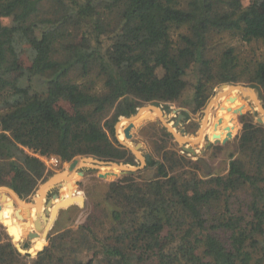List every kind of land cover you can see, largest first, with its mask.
Wrapping results in <instances>:
<instances>
[{
    "label": "trees",
    "instance_id": "trees-1",
    "mask_svg": "<svg viewBox=\"0 0 264 264\" xmlns=\"http://www.w3.org/2000/svg\"><path fill=\"white\" fill-rule=\"evenodd\" d=\"M223 36L264 47V0H0V186L12 192L0 195L19 205L32 197L52 174L40 157L134 164L114 125L143 105L167 109L190 90L196 114L221 84L253 87L264 105V51ZM234 93L221 89L213 106ZM239 121L226 173L201 177L164 139L149 140L151 177L110 182L85 222L49 237L30 264H264V125ZM0 205V222L8 216L20 238L29 224ZM7 234L0 264H27L33 256Z\"/></svg>",
    "mask_w": 264,
    "mask_h": 264
},
{
    "label": "rangeland",
    "instance_id": "rangeland-1",
    "mask_svg": "<svg viewBox=\"0 0 264 264\" xmlns=\"http://www.w3.org/2000/svg\"><path fill=\"white\" fill-rule=\"evenodd\" d=\"M247 4H248V0H243V5H247ZM222 39L225 44L239 47L243 51L253 50V52L256 53V55H259L261 52L264 51V47L260 44L246 45L240 41L230 39V37L228 36H223ZM221 85H218L214 88L212 96L207 101L205 107L196 114L189 113L187 108V103L192 95L191 94L192 92L190 90H188L185 93L181 102H179L178 104L170 105L168 106L167 109L165 108V106H157V107H159L164 112V114L167 115L166 120H168L167 122L171 127L175 124V121L177 120L179 114L184 115L183 113H188V117L184 115L185 118L181 120L182 126L176 128L175 132L178 133L180 129H184L185 133L187 134L186 135L187 138L196 139L198 138L197 131L200 128L201 120L206 117L204 110L207 104L209 103V101L219 93V91L221 90L220 88ZM238 94L239 93H234L233 95H229V94L222 95L221 100L216 105L214 106L212 105V107L209 109V112L207 113V123L201 141L198 144H186V147L192 148L196 151L195 155H191L190 153L184 152L180 147V145L176 142L173 135L169 133L165 127L161 126L155 115L152 117L150 122L145 123L142 126L138 127L137 130L129 129L127 133L128 139H125V141L129 142L131 145L134 146L139 144L141 146L139 149L140 154L145 155L148 153L150 154V161H156L158 160V157L154 149L152 148L149 140L164 139L167 142L168 149L175 151L178 156L183 157L187 161L198 164L197 173L199 176L202 177V176L222 175L227 172L230 162V158H229L230 155H236L237 152L238 137L241 131V124L239 121L240 116L249 115L251 116L253 122L255 124H258L256 123L255 120V118L258 115L257 113L255 116L253 115V111L251 108L253 106V103L250 100L244 101L240 98H236L234 101L229 102V97L238 96ZM242 105H243L242 115L237 116L236 114L233 113V109H236ZM227 107L230 108L229 111L226 110ZM211 127L212 129H215V132L213 133V139L210 138V134L208 132L209 128L211 130ZM125 129L126 128H123V130ZM227 133H231L232 137L225 143H222ZM154 134L157 136L153 137ZM165 134H167L168 137H166ZM214 141H218V143L214 144ZM208 142L210 143L213 142L212 148H209V150L206 151L205 153L204 152L201 153V149ZM130 154L134 158V164H129V163H124V164H128L129 166H133V167H138L140 165L139 161L131 152ZM84 158H88V157L77 158L71 163L60 164L59 162L57 166H52L49 164L50 167H47L45 165L46 171L52 172V174L49 175L43 181V183L48 181L50 178L59 175L65 172L66 170H69L72 164L77 165L79 163V160H82ZM76 171H81L83 175L80 177L78 176L76 179L75 178L71 179L68 177L69 180H66L65 178L64 183H61L60 185L57 184L56 186H54L43 199L42 201L43 209L41 208V212H43L44 216L46 217L45 221L42 220L41 217H37L36 215L32 216V219L30 220L31 216H29L28 211H26L25 208L23 207L25 205H30L32 198L36 197L37 192L43 183H41L38 186L34 195L28 198L26 201H24L22 205L17 204L15 200H13V204H12L11 201L8 199L6 193L0 195V200L6 199L8 201L9 209H10V204H12L13 207L16 209L13 213V217L15 221L18 222L21 226L25 227L29 224L30 227L31 221L32 224L33 222H37V229L35 228L34 225H32L33 228L35 229L32 232L34 233L36 232V234L43 239V243H41L42 250L45 247L46 248L49 247L50 243L48 241V238L54 236L56 232H62L66 229H76L80 224L84 223L91 209L92 203L95 201L96 202L100 201V199L103 197L106 191L107 185L110 182L120 179L121 177L127 174H133L135 176L142 175V177L145 179L150 178L152 175V169L147 168V165L142 170L127 174H121L116 170L110 171L109 169H106L105 171V170H98L92 168L89 169L76 168ZM0 190L10 193V189L6 186H0ZM54 195L56 196V198H53ZM81 198H82V203L80 204ZM48 201L51 202V206H50L51 208L48 207L49 210L48 213H46L44 211V207ZM66 201H69L71 203L73 202V204L69 205L66 208H61L57 210L56 215L53 216V208L57 204L65 203ZM1 209L2 207L0 205V218L2 217ZM7 223L13 226L10 223V219L8 216L5 219V225L0 222V232L4 229L5 233L7 234V229L5 228ZM29 227H27L23 231L22 236L19 238V245L23 250L28 251L30 253H35L37 250L35 252H31V246H32L31 242L33 239L29 237L30 233H32L29 230ZM13 228L16 230L14 226ZM16 233L18 235L17 230ZM43 234L45 235L43 236ZM8 237H10V241L14 245L12 237L10 235H8ZM37 255L33 257H27L26 263L30 264L32 259L35 258ZM90 256L91 254L83 253L80 255V258L85 262L90 258Z\"/></svg>",
    "mask_w": 264,
    "mask_h": 264
},
{
    "label": "water",
    "instance_id": "water-1",
    "mask_svg": "<svg viewBox=\"0 0 264 264\" xmlns=\"http://www.w3.org/2000/svg\"><path fill=\"white\" fill-rule=\"evenodd\" d=\"M228 87L230 92L231 90H237L239 92L238 96H234V97H229V102L234 101L236 98H240L242 100L248 101L250 100L253 103V106L255 105L256 109L253 110V115L255 116L256 113L257 115H261L263 116L264 119V107L261 103V100L259 99V95L258 92L255 88L253 87H249L247 85H243V84H222L220 86V88H225ZM229 91H227L228 93ZM220 96V94L218 93L214 98H212L209 103L207 104L206 108H205V114L206 117L204 119L201 120L200 123V128L197 131V135L198 138L196 139H189L186 137V133L184 131V129H180L178 133L175 132V129L178 128L181 125V120H183L185 117L182 114L178 115L177 120L175 121V124L171 127L169 125V123L167 122V115L164 114V112L157 106L155 105H150V104H146L142 107H139L136 109L135 113L131 114L128 117H122L120 119H118V122L115 124L114 130H115V137L116 140L118 141V143L128 149L135 157L136 159L139 161L140 165L138 167H133V166H129L128 164H124L122 162L117 163V162H113V161H102V160H98V159H94L92 157H88V158H84L82 160L79 161V164H72L69 168V170H66L65 172L56 175L52 178H50L48 181H46L45 183H43L38 192L36 197H34L35 200V204L34 205H25L23 206L25 208L26 211H28L29 216L30 215V210L32 208V206L35 207V215L37 217H41L42 220H46V217L44 216L43 212H41V204L43 199L45 198V196L47 195V193L57 184H60V182L64 181V179L66 178V180L68 179V175L71 174L72 172L76 171V168H80V169H98V170H106L109 169L111 170H116L117 172L121 173V174H127V173H134L137 172L139 170H142L146 167L147 163L150 162V154H145V155H141L140 154V145H131L129 142H126L125 139H128L127 133L129 131V129H133V128H138L140 126H142L145 123H148L151 121L152 117L155 115L157 120L159 121V123L161 124V126L165 127L166 130L171 133L173 135V137L175 138L176 142L180 145V147L182 148V150L184 152L190 153L191 155H195L196 151L192 148H188L186 147V144H198L201 141V138L203 136L204 133V129L207 123V113L209 112V106L210 104L213 102V100L216 98H218ZM143 109H147L148 112L143 115V116H139L140 112ZM227 111L230 110L229 107H227L226 109ZM242 111H243V105L239 106L236 109H233V113L238 115H242ZM152 114V115H151ZM123 123H126V129L122 131L123 137L122 139L119 138V131H120V127L122 126ZM256 123H258L259 125H264V120L262 122L259 121V119H256ZM232 137L231 133H227L226 137L223 139L222 143H225L226 141H228L230 138ZM218 143V141H214V144ZM210 145V143L208 142L206 145H204V147L201 149V153L204 152V149L206 147H208ZM80 173V175L82 176L83 173L81 171H78ZM10 193L11 190H10ZM16 198V196H15ZM53 198H56V196L54 195ZM51 202L48 201L45 204V207L47 208L48 206L50 207ZM82 203V198L80 201V204ZM23 203H20V205H22ZM73 202H69L66 201L65 203H59L57 204L54 208H53V216L56 215L57 210L61 209V208H66L69 205H72ZM46 213H48V211H45ZM33 225L35 226V228L37 229V222H33ZM6 229L7 232L11 235L15 248L18 251V253L22 254V255H31V256H35L38 254V252L42 251V245L41 243H37L38 245V249L35 253H30L28 251L23 250L20 245H19V236L17 235L15 229L13 228V226H11L9 223H7L6 225ZM45 234H43L44 236ZM38 235L34 232L30 233L29 237L31 239L36 238Z\"/></svg>",
    "mask_w": 264,
    "mask_h": 264
},
{
    "label": "bare ground",
    "instance_id": "bare-ground-1",
    "mask_svg": "<svg viewBox=\"0 0 264 264\" xmlns=\"http://www.w3.org/2000/svg\"><path fill=\"white\" fill-rule=\"evenodd\" d=\"M222 89H229L228 87H225V88H222ZM215 101V99L213 100V102ZM213 102L210 104V106H209V109L212 107V105H213ZM146 111H148L147 109H143L141 112H140V114H139V116L143 113V112H146ZM122 125H127L126 123H123ZM122 137H123V135H120L119 136V138L120 139H122ZM80 161V160H79ZM79 164V163H78ZM12 204H10V209L12 208ZM41 207H42V204H41ZM49 207V206H48ZM34 215H35V213H34ZM33 215V216H34ZM29 230L32 232L33 230H34V228H33V226H32V221H31V224H30V227H29ZM16 231V230H15ZM33 241H34V243L37 245V243H39V240H38V238L36 237V238H34L33 239ZM37 247H38V245H37Z\"/></svg>",
    "mask_w": 264,
    "mask_h": 264
},
{
    "label": "built area",
    "instance_id": "built-area-1",
    "mask_svg": "<svg viewBox=\"0 0 264 264\" xmlns=\"http://www.w3.org/2000/svg\"><path fill=\"white\" fill-rule=\"evenodd\" d=\"M40 160L47 166L50 167V165L52 166H57V164H59V160L55 157H50V158H46V157H40Z\"/></svg>",
    "mask_w": 264,
    "mask_h": 264
},
{
    "label": "flooded vegetation",
    "instance_id": "flooded-vegetation-1",
    "mask_svg": "<svg viewBox=\"0 0 264 264\" xmlns=\"http://www.w3.org/2000/svg\"><path fill=\"white\" fill-rule=\"evenodd\" d=\"M209 143H210V142H209ZM216 144H217V143H216ZM212 146H213V142H211L210 145L204 149V153H205L206 151H208L209 148H212Z\"/></svg>",
    "mask_w": 264,
    "mask_h": 264
},
{
    "label": "crops",
    "instance_id": "crops-1",
    "mask_svg": "<svg viewBox=\"0 0 264 264\" xmlns=\"http://www.w3.org/2000/svg\"><path fill=\"white\" fill-rule=\"evenodd\" d=\"M127 126V125H126ZM121 128V127H120ZM124 128H126V127H124ZM132 130H137V128H133Z\"/></svg>",
    "mask_w": 264,
    "mask_h": 264
}]
</instances>
